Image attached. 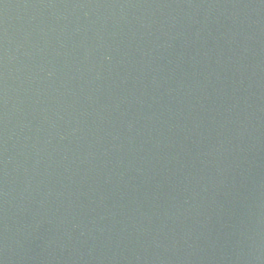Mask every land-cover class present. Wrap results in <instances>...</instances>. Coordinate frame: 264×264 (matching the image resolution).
Instances as JSON below:
<instances>
[{"label": "water", "instance_id": "obj_1", "mask_svg": "<svg viewBox=\"0 0 264 264\" xmlns=\"http://www.w3.org/2000/svg\"><path fill=\"white\" fill-rule=\"evenodd\" d=\"M0 264H264V0H0Z\"/></svg>", "mask_w": 264, "mask_h": 264}]
</instances>
